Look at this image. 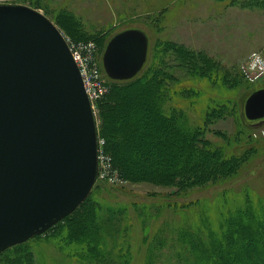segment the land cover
Here are the masks:
<instances>
[{"label":"rangeland","instance_id":"rangeland-1","mask_svg":"<svg viewBox=\"0 0 264 264\" xmlns=\"http://www.w3.org/2000/svg\"><path fill=\"white\" fill-rule=\"evenodd\" d=\"M1 3L27 5L49 17L70 45L80 51L93 90L95 82L106 87L92 100L102 173L87 201L93 203L94 214L100 218L109 263H198L196 239L198 244L212 245L220 223L237 205L246 198L255 206L264 200V117L249 119L244 111L248 96L264 88V74L251 80L243 71L252 61L253 52L264 57V0H0ZM128 28H138L146 34L148 57L133 78L114 80L105 72L103 53L108 41ZM89 42L93 46L87 59L88 51L83 46ZM156 66L163 68L161 76L167 84L161 90L165 88V97L160 98L165 112L173 114L179 124L201 128L207 144L214 150H223L226 161L238 156L234 174L211 177L188 187L131 181L119 175L101 132L102 102L112 81L130 82ZM114 140L121 144V140ZM78 216L71 221L62 219L43 233L5 249L0 254V264H14L13 260L24 257L26 252L34 256L35 264H87L73 255L71 249L76 248L77 241L66 230L67 225L75 232L79 230V234L86 230L82 226L86 215Z\"/></svg>","mask_w":264,"mask_h":264},{"label":"water","instance_id":"water-1","mask_svg":"<svg viewBox=\"0 0 264 264\" xmlns=\"http://www.w3.org/2000/svg\"><path fill=\"white\" fill-rule=\"evenodd\" d=\"M149 50L138 28L116 33L102 62L133 78ZM264 117V88L245 102ZM98 176L97 126L79 67L59 27L41 11L0 4V253L71 214Z\"/></svg>","mask_w":264,"mask_h":264},{"label":"trees","instance_id":"trees-1","mask_svg":"<svg viewBox=\"0 0 264 264\" xmlns=\"http://www.w3.org/2000/svg\"><path fill=\"white\" fill-rule=\"evenodd\" d=\"M163 72V68L156 66L130 82L112 81L107 98L102 102L101 132L119 175L131 181L149 180L188 187L211 177L234 174L238 169V156L233 155L226 161L223 150H214L207 144L201 128L179 124L173 114L165 112L160 100L165 97V88L161 91L162 88L167 87L161 76ZM115 138L121 140V146L116 144ZM89 197L63 218L71 221L76 214L78 217L86 215L82 220L86 230H82V234L67 225L72 240L77 241L76 248L71 250L87 264H111L105 258L109 249L101 234L100 218L94 214L93 203L87 201ZM218 230L212 245L198 244L196 239L199 261L194 264H264V200L255 206L246 198L225 216ZM24 255L13 260L14 264H35L31 253Z\"/></svg>","mask_w":264,"mask_h":264},{"label":"built area","instance_id":"built-area-1","mask_svg":"<svg viewBox=\"0 0 264 264\" xmlns=\"http://www.w3.org/2000/svg\"><path fill=\"white\" fill-rule=\"evenodd\" d=\"M67 39V38H66ZM68 41V39H67ZM69 43V41H68ZM70 45V43H69ZM93 44L91 42H89L87 45L83 46L84 50H87L88 52L86 53V58L89 59L91 57V48H92ZM71 51L72 54L74 56V59L76 60L79 68H80V72L81 75L83 77V81H84V85L86 88V91L90 97L91 100H93V96L97 95V94H102L105 92V86L103 84H98L97 82H95V86H94V90L92 88V85L90 83V80L88 78V75L86 73L85 67L83 65V61H82V55L80 53V51H78V49L74 48V46H71ZM251 59L252 61H249V64L247 66V68H244V72L247 76H249L251 78V80H254L258 77H260L261 75L264 74V57L259 53V52H253L251 54ZM103 86L105 87L103 90ZM99 152V150H98ZM99 158H100V154H98ZM101 172V169H100ZM102 173V172H101Z\"/></svg>","mask_w":264,"mask_h":264}]
</instances>
